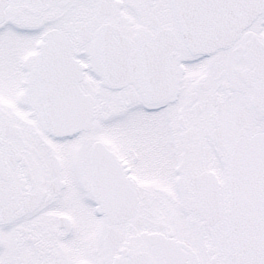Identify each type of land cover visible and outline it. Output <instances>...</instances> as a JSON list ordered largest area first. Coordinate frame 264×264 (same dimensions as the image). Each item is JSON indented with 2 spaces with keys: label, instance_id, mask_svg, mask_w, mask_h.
<instances>
[{
  "label": "snow or ice",
  "instance_id": "snow-or-ice-1",
  "mask_svg": "<svg viewBox=\"0 0 264 264\" xmlns=\"http://www.w3.org/2000/svg\"><path fill=\"white\" fill-rule=\"evenodd\" d=\"M0 264H264V0H0Z\"/></svg>",
  "mask_w": 264,
  "mask_h": 264
}]
</instances>
